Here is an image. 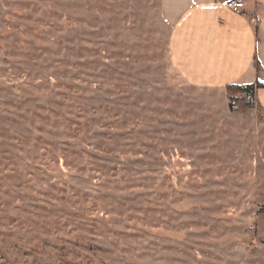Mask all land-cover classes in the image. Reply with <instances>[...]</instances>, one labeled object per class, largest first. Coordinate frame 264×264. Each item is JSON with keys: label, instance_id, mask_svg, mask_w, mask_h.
<instances>
[{"label": "rangeland", "instance_id": "1", "mask_svg": "<svg viewBox=\"0 0 264 264\" xmlns=\"http://www.w3.org/2000/svg\"><path fill=\"white\" fill-rule=\"evenodd\" d=\"M161 0H0V264H264V113L182 84Z\"/></svg>", "mask_w": 264, "mask_h": 264}, {"label": "crops", "instance_id": "2", "mask_svg": "<svg viewBox=\"0 0 264 264\" xmlns=\"http://www.w3.org/2000/svg\"><path fill=\"white\" fill-rule=\"evenodd\" d=\"M234 1L245 8L233 12ZM161 13L177 81L224 94L229 85L264 84V0H161ZM256 97L264 113V87Z\"/></svg>", "mask_w": 264, "mask_h": 264}, {"label": "trees", "instance_id": "3", "mask_svg": "<svg viewBox=\"0 0 264 264\" xmlns=\"http://www.w3.org/2000/svg\"><path fill=\"white\" fill-rule=\"evenodd\" d=\"M261 87H264V84L255 83L243 86H227V92L230 96L231 111L235 112L257 107L259 105V102L256 97V92Z\"/></svg>", "mask_w": 264, "mask_h": 264}, {"label": "built area", "instance_id": "4", "mask_svg": "<svg viewBox=\"0 0 264 264\" xmlns=\"http://www.w3.org/2000/svg\"><path fill=\"white\" fill-rule=\"evenodd\" d=\"M227 7L232 10L233 12H240L245 8V4L240 1H234L227 3Z\"/></svg>", "mask_w": 264, "mask_h": 264}]
</instances>
